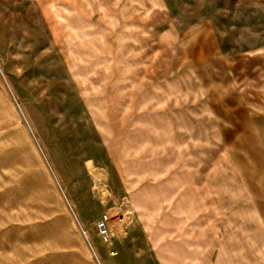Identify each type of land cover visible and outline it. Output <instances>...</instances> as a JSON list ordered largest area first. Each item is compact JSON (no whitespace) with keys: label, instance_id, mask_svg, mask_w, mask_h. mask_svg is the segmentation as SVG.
Listing matches in <instances>:
<instances>
[{"label":"rangeland","instance_id":"374dc122","mask_svg":"<svg viewBox=\"0 0 264 264\" xmlns=\"http://www.w3.org/2000/svg\"><path fill=\"white\" fill-rule=\"evenodd\" d=\"M261 42L264 0H0V264H99L110 248L114 264H190L214 247L171 246L177 197L207 199L206 241L242 238L243 215L217 201L249 193L224 186L240 176L223 66ZM104 213L122 217L109 243Z\"/></svg>","mask_w":264,"mask_h":264},{"label":"crops","instance_id":"0c3cea01","mask_svg":"<svg viewBox=\"0 0 264 264\" xmlns=\"http://www.w3.org/2000/svg\"><path fill=\"white\" fill-rule=\"evenodd\" d=\"M224 64L227 80L230 83L228 91L238 93L233 105L227 109L226 113V121L232 125H228V130H226L231 149H229L225 167L233 168L237 173L239 172L240 176L233 182L227 179L224 186L241 184L246 186L249 193L232 198L228 194L226 199L219 200L218 198L217 201L227 202L226 206L222 205L227 216H230L231 207L236 217L237 213L243 215L241 231L243 237L239 238L240 232L235 231L234 239H231L233 242L227 240L225 247L220 245L221 238L206 241L205 235L210 230H200L198 212L202 201L206 202L207 199L203 198L200 201L198 197H195L196 199L189 200L191 203H187L186 199H181L184 197H177L179 199L172 200L177 202L172 207L173 209L170 206L164 212L165 220L162 223L163 228L171 217L178 221V227L175 229L180 238L174 243L171 242V246L185 245L187 247L188 244L193 246L199 243H210L214 247V250L206 255H201L200 251L191 248L187 257L184 258L185 262L189 258L192 262L190 264H251L252 247L248 245L247 234L252 233V217H258V231L264 233V42L230 53ZM223 167L221 165V168ZM188 218L191 221L189 225L184 226L183 223L188 221ZM220 226L223 228L229 225L221 222ZM153 228L156 230L157 227ZM210 228L215 230L218 226L209 225ZM181 258L180 260H183ZM168 259L179 260L173 256Z\"/></svg>","mask_w":264,"mask_h":264},{"label":"built area","instance_id":"2783aa9c","mask_svg":"<svg viewBox=\"0 0 264 264\" xmlns=\"http://www.w3.org/2000/svg\"><path fill=\"white\" fill-rule=\"evenodd\" d=\"M95 228L105 242L109 243L115 233V217L104 213L95 223ZM95 255L99 264H114L113 259L117 256L118 251L115 248H110L108 258H104L99 250H95Z\"/></svg>","mask_w":264,"mask_h":264},{"label":"bare ground","instance_id":"6f19581e","mask_svg":"<svg viewBox=\"0 0 264 264\" xmlns=\"http://www.w3.org/2000/svg\"><path fill=\"white\" fill-rule=\"evenodd\" d=\"M113 216L115 217V221H119V220L122 219V217H117V216H118L117 214H115V215H113Z\"/></svg>","mask_w":264,"mask_h":264}]
</instances>
